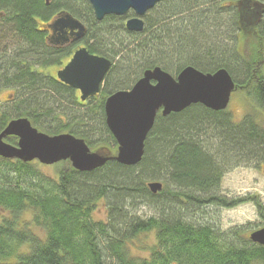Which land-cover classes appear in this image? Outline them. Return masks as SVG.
<instances>
[{
	"label": "trees",
	"instance_id": "obj_1",
	"mask_svg": "<svg viewBox=\"0 0 264 264\" xmlns=\"http://www.w3.org/2000/svg\"><path fill=\"white\" fill-rule=\"evenodd\" d=\"M48 1L0 0V43L9 35L13 40L0 46V94L13 96L0 103V134L26 118L45 134H71L114 156L104 101L156 67L176 76L186 67L207 75L225 69L264 119L257 53L264 44V0H164L145 15L139 34L125 28L130 16L97 22L86 0ZM60 13L85 24L80 42L49 44L43 27ZM79 45L113 63L101 93L86 101L50 73ZM262 166L264 125L257 117L237 122L227 110L202 105L159 114L136 166L109 160L80 172L62 162L50 176L38 161L0 157V264H264V246L250 240L259 229L221 223L222 210L251 204L264 228L259 195L222 191L234 170ZM151 182L162 190L151 192ZM141 235L154 242L132 256L129 244Z\"/></svg>",
	"mask_w": 264,
	"mask_h": 264
},
{
	"label": "water",
	"instance_id": "obj_2",
	"mask_svg": "<svg viewBox=\"0 0 264 264\" xmlns=\"http://www.w3.org/2000/svg\"><path fill=\"white\" fill-rule=\"evenodd\" d=\"M164 0H87L95 19L101 22L108 16L131 17L126 27L132 32L144 30V17ZM63 43L71 35L75 41L84 37L85 26L70 14L60 15L49 25ZM112 62L91 54L86 48L78 49L70 62L57 73L61 83L80 91L82 101L101 93L103 80ZM227 70L203 73L194 67H186L177 77L156 67L144 71L141 79L127 91H119L105 101L106 123L117 142V154L94 152L87 143L71 134L50 136L32 127L26 119L9 123L0 134V157L20 160L24 163L38 161L45 166L70 162L80 172H93L109 160L120 165L136 166L144 156L145 143L159 114L167 117L181 113L193 105H202L213 111L228 109L236 84ZM18 139L16 146L6 138ZM154 194L162 190L160 183L150 184ZM250 240L264 246V228L253 231Z\"/></svg>",
	"mask_w": 264,
	"mask_h": 264
},
{
	"label": "rangeland",
	"instance_id": "obj_3",
	"mask_svg": "<svg viewBox=\"0 0 264 264\" xmlns=\"http://www.w3.org/2000/svg\"><path fill=\"white\" fill-rule=\"evenodd\" d=\"M263 3V2H262ZM241 7H245L244 5L240 4ZM264 5L259 6V8H263ZM242 11V10H241ZM0 33L1 27H0ZM10 35L7 37L5 42L2 40L4 44L12 43L13 40L10 39ZM2 43V44H3ZM0 43V46L2 47ZM260 50L258 55H264V44L260 45ZM252 56V53L250 54ZM249 55V56H250ZM258 63H260L258 61ZM262 64L261 65V72L264 76V56H262ZM62 67H54L50 69V73L53 76L57 75L59 70H62ZM40 71H42V68ZM43 72H45L43 70ZM173 77H177L175 73H171ZM81 95V94H79ZM231 102L228 106L227 111L232 114V117L235 121L243 120L247 115L251 114L257 117L258 121L264 125L263 115L256 114L254 110V106L251 105V100L246 98L243 91H236L231 95ZM13 99L11 91H5L0 94V103H8ZM7 105V104H6ZM45 171L50 176H56V168L52 166H45ZM222 191L224 194L231 196V197H242L248 194H257L260 196L261 200L264 202V166H262L259 170H249V169H236L232 173L228 174L224 180H222ZM222 224L225 229L232 228L235 226H242L248 223H251L250 230H258L261 229V221H259V217L257 214L256 209L251 204H245L242 206L237 207L236 209H229L222 211ZM259 227V228H258ZM250 230L248 231L249 233ZM154 242L153 236H148V238L141 235L134 243L129 244V251L132 256H140L144 254V249L146 246L152 244Z\"/></svg>",
	"mask_w": 264,
	"mask_h": 264
},
{
	"label": "flooded vegetation",
	"instance_id": "obj_4",
	"mask_svg": "<svg viewBox=\"0 0 264 264\" xmlns=\"http://www.w3.org/2000/svg\"><path fill=\"white\" fill-rule=\"evenodd\" d=\"M3 14L2 13H0V21H1V19L3 18ZM126 16H130L127 20H126V22L129 20V19H131V17L132 18H134L136 15L133 13V12H129ZM125 16V17H126ZM56 19V18H55ZM52 22H53V20H52ZM52 22H50V23H47V24H45L44 25V30H45V32H47V34H48V37H47V39H48V42H49V44L51 43L50 41H52L53 40V42H55V44L56 45H58V46H61V44H66V45H68L69 43H75V42H80L81 41V39L79 40V41H75V39L71 36V35H69L67 38H68V41L67 42H61L60 40H59V38H58V35L57 34H55V33H53V31L49 28V25L52 23ZM102 22V21H101ZM86 32H87V30H86ZM86 32H85V34H86ZM85 34H84V36H85ZM83 39V38H82ZM80 48H86V47H84L83 45H79L75 50H72L73 52H72V54H71V56L68 58V60H67V63L65 64V66L70 62V60L72 59V57H73V54L78 50V49H80ZM87 49V48H86ZM260 55V54H259ZM261 56H264V55H262L261 54ZM64 66V67H65ZM63 67V68H64ZM111 67H113V63H112V66ZM111 69V68H110ZM110 71V70H109ZM106 78V77H105ZM105 80V79H104ZM103 80V81H104ZM103 84H104V82H103ZM103 86V85H102Z\"/></svg>",
	"mask_w": 264,
	"mask_h": 264
},
{
	"label": "bare ground",
	"instance_id": "obj_5",
	"mask_svg": "<svg viewBox=\"0 0 264 264\" xmlns=\"http://www.w3.org/2000/svg\"><path fill=\"white\" fill-rule=\"evenodd\" d=\"M86 1H87V0H86ZM47 4H49V1H48V0H47ZM0 13H1V12H0ZM2 14H3V13H2ZM63 14H67V13H60V14H58L55 18H58L60 15H63ZM54 20H55V19H54ZM96 21H97V19H96ZM97 22H99V21H97ZM126 23H127V22H126ZM83 25L85 26L84 23H83ZM125 25H126V24H125ZM128 31H129V30H128ZM129 32H131V33H137V34L142 33V32H132V31H129ZM161 69H162V68H161ZM135 84H136V83H135ZM135 84H134V85H135ZM134 85H133V86H134ZM133 86H132V87H133ZM109 97H110V96H109ZM109 97H108V98H109ZM108 98H106L105 101H107ZM105 101H104V102H105ZM152 183H158V182H151V183H149V186H150V184H152ZM149 186H148V187H149ZM149 189H150V187H149ZM150 190H151V189H150ZM151 192H152V190H151ZM222 211H223V210H222Z\"/></svg>",
	"mask_w": 264,
	"mask_h": 264
}]
</instances>
